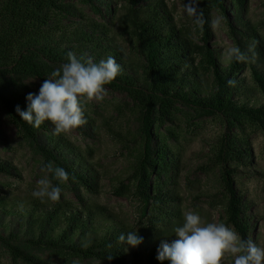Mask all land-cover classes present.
I'll use <instances>...</instances> for the list:
<instances>
[{
  "label": "trees",
  "instance_id": "1",
  "mask_svg": "<svg viewBox=\"0 0 264 264\" xmlns=\"http://www.w3.org/2000/svg\"><path fill=\"white\" fill-rule=\"evenodd\" d=\"M75 1L0 0V107L45 163L51 161L54 166L63 167L70 174L68 183L97 192L96 176L86 156L68 139L55 135L50 122L36 128L20 119L16 107L26 110L27 94L36 93L25 80L37 78L42 82L50 78L52 71L67 63V52L91 58L96 63L114 57L121 72L106 87L124 92L137 106L141 133L132 169L133 187L120 185L114 192L136 194L143 213L149 209L156 213L157 225L166 223L169 214L176 216L167 209L173 193L166 184L177 168L178 158L167 141L168 136L159 128L181 111L179 105L191 109L198 117H218L225 131L210 150L211 159L220 170L225 197L223 221L242 239L249 240V216L234 176L240 166L247 168L251 164L250 141L241 131L253 127L264 133V71L259 65L264 58L263 44L252 40L256 42L255 62L233 61L224 66L210 44L212 12L225 13L224 0H200L199 9L207 21L202 28L196 25L200 43L175 24L162 0L145 4L142 0H126L128 5L118 20L142 57V64L133 65L126 60L109 29L82 19L73 5ZM79 1L93 5V0ZM244 3L245 0H230L237 15L243 11ZM71 13L80 19L74 24H63V16ZM242 23L246 26V22ZM229 30L235 45L245 51L249 34L242 29L237 32L231 23ZM244 66L249 69V88L245 78L239 75ZM207 76L210 82L204 80ZM229 79L236 81L235 87L228 86ZM252 92L258 94L254 102L241 99L242 96L253 99ZM84 118L87 122L81 130L85 131L86 126L94 129L86 113ZM167 132L173 134L169 127ZM0 172L18 174L13 165L1 161ZM47 205L31 203L14 207L0 196V244L13 258L28 264H51L30 252L33 247L106 264H127L129 253L137 263L170 264L156 259L157 249L164 240L158 228L152 233L137 231L143 242L131 247L120 243L118 236L134 230L108 212L100 213L87 203L80 208L64 202ZM97 215L106 217L101 216L100 220ZM12 217L16 218V228H12Z\"/></svg>",
  "mask_w": 264,
  "mask_h": 264
},
{
  "label": "rangeland",
  "instance_id": "2",
  "mask_svg": "<svg viewBox=\"0 0 264 264\" xmlns=\"http://www.w3.org/2000/svg\"><path fill=\"white\" fill-rule=\"evenodd\" d=\"M149 1L153 0H142L141 3ZM162 1L172 13L175 24L195 42L200 43L196 25L183 12L186 0ZM224 3L225 13L217 10L212 12L213 19L222 18V25L219 29L213 30L210 44L220 63L225 66L228 63L223 56V47L235 45L229 34V23L235 25L237 32L242 29L249 34L246 37V52L253 43L252 40H259L264 46V0H245L243 11L239 15L233 11L230 0H224ZM73 5L82 14L84 21H94L111 31L113 40L120 46L127 61L133 65L142 64L141 55L135 51L124 33V28L119 24V14L128 5L126 0H93V5L76 0ZM63 17V24H74V21L80 19L79 15L72 13ZM242 22H246V26H243ZM261 61L259 65L264 71V58ZM239 75L245 78L249 88L251 80L248 66H244ZM204 80L210 82V76ZM25 82L32 90L38 92L41 84L39 79L29 78ZM105 90L106 94L101 100L81 101L84 113L88 115L89 121L93 122L94 129L86 126V130L82 131L80 128L84 127L82 125L70 133L61 134L86 156L96 176L94 181L97 192H88L67 181L59 185L62 192L58 202L78 208L84 203L94 205L100 213L108 212L125 227L134 231L152 233L158 228L161 238L169 243L175 239L174 228L182 224L183 213L186 211L198 213L205 222L226 223L223 221L225 197L220 183V170L212 161L210 150L217 137L225 131L220 118L198 117L191 109L179 105L181 111L172 121H167L159 128L161 133L168 136L167 141L178 158V164L166 184L167 190L173 193L167 209L176 216L169 214L166 223L157 225L154 218L156 213L151 209L143 213L142 202L136 194L119 195L114 192V188L120 185L128 184L132 189L134 184L132 169L136 150L141 141L139 109L124 92L114 91L106 86ZM252 95L253 99L244 96L241 99L254 102L258 94L252 92ZM168 127L173 134L167 132ZM51 130L54 131L53 125ZM241 133L250 141L251 164L247 168L239 167L234 176V184L247 208L246 213L251 227L248 237L258 246L264 247V133L253 127H246ZM0 161L10 163L18 172V174L0 172V196L5 198L9 205L18 207L31 203H45L49 207L54 204L50 201L41 202L31 195L38 181L45 176L51 178L50 174L41 171L42 165L46 164L43 158L1 107ZM101 216L97 215L98 219ZM104 217L106 216H102ZM10 220L13 221L12 228H16V218L12 217ZM29 250L51 264H106L101 260L76 257L68 253L60 254L33 247ZM0 264L28 263L13 258L0 244ZM127 264L142 262L137 263L129 253ZM224 264H229V258H225Z\"/></svg>",
  "mask_w": 264,
  "mask_h": 264
},
{
  "label": "clouds",
  "instance_id": "3",
  "mask_svg": "<svg viewBox=\"0 0 264 264\" xmlns=\"http://www.w3.org/2000/svg\"><path fill=\"white\" fill-rule=\"evenodd\" d=\"M183 12L201 28L207 22L199 9L198 0H186ZM221 25L220 17L210 22L213 30ZM255 48L256 42L249 45L247 52L237 45L225 46L223 56L227 63H253L257 56ZM66 55L67 63L52 71L50 78L42 80L38 92L27 94L26 110L16 107L20 119L33 127L39 128L45 121L50 122L55 135L70 133L84 125L87 121L81 101L101 100L106 94L105 86L121 72L120 65L112 56L96 63L91 58L78 57L72 51ZM227 84L235 87L236 81L229 79ZM41 171L50 174L51 178L45 176L40 179L31 195L41 202H58L62 192L59 185L66 183L70 174L51 161L43 164ZM174 233L175 239L170 243L161 241L157 260H167L170 264H224L227 257L229 264H264V247L250 239H242L233 227L224 222H205L194 211L183 213L182 224L174 228ZM118 241L136 247L143 242V237L136 230L126 234L122 232Z\"/></svg>",
  "mask_w": 264,
  "mask_h": 264
}]
</instances>
